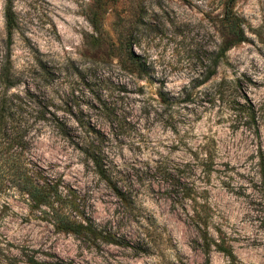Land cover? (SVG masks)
<instances>
[{
  "label": "clouds",
  "instance_id": "1",
  "mask_svg": "<svg viewBox=\"0 0 264 264\" xmlns=\"http://www.w3.org/2000/svg\"><path fill=\"white\" fill-rule=\"evenodd\" d=\"M32 2L29 0V3ZM191 2L192 9L185 7L180 13L192 21V31L184 41L187 47L181 44V38L176 37L171 28L169 37L172 42L147 35L141 37L133 32L136 38L132 41L131 51L137 55L147 75H140V69L123 58L121 64L127 71L122 69L121 64L109 62L100 69L97 65L84 62L81 74L95 96L78 83L79 77L75 74L70 79L65 75L63 79L52 82L49 88L33 60V54L27 49L23 58L12 56L11 71L16 77H22L17 88L23 92L27 85L41 104L25 98V111H17L14 118L7 121V134L0 130V264H28L29 257L43 264L49 259L42 254L45 252H59V264H140L130 259L133 255L130 248L113 247L104 239H89L61 225L65 218L83 223L82 214L91 220L97 232H111L133 242L139 239L149 241L150 238L154 243L166 242L169 233L161 225L166 223L167 216L154 219L158 213L146 201L150 196V186H163L156 169L149 168L148 164L156 159L161 165L170 164L176 158L170 148L166 150L171 144H178L181 152L187 153L188 149H192L198 153V159H192L196 173L192 177L195 198L198 199L204 187L208 186L200 181L210 175L212 187L217 192H224L221 181L233 187L244 184L247 192L252 193L250 199H261L246 180H240L237 176V172L244 171L259 181L258 169L251 170L257 161H249L241 169L243 158L234 155L233 151L226 152L225 147L232 149V144H239L241 139L239 133H228L229 125H237L239 132L244 133L243 140L248 151L254 152L257 147H264V119H260L264 113V0L235 2L232 11L239 21L238 28L254 43V46L253 43L237 45L241 53L238 56L227 52L219 54L218 32L204 19L205 14H211L210 18L222 16L226 0ZM50 4L53 11L64 7L59 0H50ZM35 7L37 10L32 13L31 19L36 21V27L29 25V28L32 32L42 29V35L48 31V26L40 23L43 5L36 4ZM152 7L155 8V5ZM165 7H170L168 0H165ZM197 8L201 10L199 13ZM216 28H219V24H216ZM14 41L15 50L20 43L18 35L14 36ZM194 46L200 48L199 59L188 54ZM4 49L5 42L0 38V67L5 61ZM217 57L218 64L214 62ZM229 63L231 68L227 66ZM210 68H216L217 74L205 82ZM89 69L95 71L90 72ZM60 70L64 71L63 67ZM201 84L203 87L199 86ZM141 86L144 94L138 100L131 93L120 91L121 88L139 91ZM158 91L173 101H183L190 95L193 102L161 104ZM4 93L5 86L0 83V95ZM96 97L110 112L104 108L93 111L87 106L89 103L95 105ZM49 99L54 102L51 115L43 112V107H50ZM65 104L73 109L77 119L78 114L83 112L84 119L93 129L107 130L104 142L101 143L87 132L86 127L77 124L66 110L57 111L64 109ZM252 113L257 117L255 124L251 123ZM56 119L64 124L71 140L62 133ZM217 120L222 122V136H217L215 131H207L208 128H215ZM122 122L125 124L123 128ZM257 128L259 141L253 136ZM93 146L97 149L95 154ZM246 155L247 152L244 153ZM97 156L103 161V173L97 164ZM225 162L229 165L235 162L236 171L225 169ZM209 163L215 169L211 174L206 173L203 167ZM41 177H44L47 185L41 182ZM29 179L41 187L52 186L50 198L40 204L39 211L31 213L29 209L35 201L28 199L27 193L31 190L27 183ZM113 187L126 196L129 204L115 197ZM154 198L160 200L162 210L167 213V208L163 206L168 198L165 196L161 199L159 194ZM185 203L191 204L190 201ZM203 203H211L212 209L201 213L208 218L206 229L191 215V209L184 214L177 205L176 215L184 216L188 225L186 231L191 232L198 224L201 231L207 232L209 240L216 238L217 226L226 232L227 238L240 234L239 229L243 227L241 220L222 211V201L213 199ZM240 203L244 205L246 201ZM74 205L79 206L78 210ZM245 210L251 212L250 208ZM257 216L259 220L255 219ZM25 218L29 223L23 222ZM244 223L256 226L254 239H259L262 247L258 250L264 252V236L259 229V224L264 223V204ZM38 224L39 228L36 227ZM145 233L148 235L145 236ZM196 238L199 239V233ZM69 240L71 243H68ZM176 250L181 251L182 245ZM215 254L216 248L211 245L209 258ZM169 258L174 256L169 254ZM236 264H240L239 259Z\"/></svg>",
  "mask_w": 264,
  "mask_h": 264
},
{
  "label": "rangeland",
  "instance_id": "2",
  "mask_svg": "<svg viewBox=\"0 0 264 264\" xmlns=\"http://www.w3.org/2000/svg\"><path fill=\"white\" fill-rule=\"evenodd\" d=\"M41 3L43 5L41 8L43 19L40 20V23L48 26V31L44 32L42 35V29H37L36 32H32V29L29 28V25H32L33 28L36 27V21L31 19V16L32 13L37 10L35 5ZM59 3L63 4L64 7L53 11L50 0H33L32 3H29V0H13V9L17 17L18 29L10 38L6 30L5 22L7 0H0V38L5 42V61L2 67H0V74L3 71L10 70L13 77L12 82L14 84L11 93L23 97H27V94H32L36 104H41V100L38 99L37 95L34 94L33 90L27 85L23 92H20L17 88V84L22 81V77H16L11 71L13 66L12 56L17 55L23 58L25 56V49L33 54V60L38 65L42 78L49 88L52 87V82L63 79L65 75L70 79L72 75L75 74V76L79 77L78 83L87 87L89 91L92 92V95L95 96V92L92 90L91 86L85 82L84 76L81 74L84 62L97 65L100 69L105 68L109 62L118 64V55H113L112 52L108 51V48L117 49L120 45V41L125 37L129 39L128 43L132 47V41L136 38L133 32L141 37L147 35L172 42L169 37V28H171L174 30L175 36L181 38V44L187 47L184 41L192 31L191 18L180 15L185 7L189 10L192 9L193 5L191 0H168L170 7H165V0H59ZM153 4L155 8L152 7ZM45 7L47 10H45ZM26 8L31 9V11H26ZM196 11L199 13L201 10L197 8ZM49 13H51V15ZM210 15L211 14H205L204 19H207L209 23L213 25L214 30L217 31L216 24H218L222 16L217 15L210 18ZM97 17L102 18L103 37L100 38L102 39V46H99V33L96 32L92 23ZM26 33L31 34L26 35ZM16 35L19 36L20 43L14 50L13 44L16 43V41H14V36ZM196 35L199 36V33ZM192 43L193 45L196 44L195 39H193ZM244 43L253 42L247 38ZM218 44L219 46L221 44V37L219 34ZM156 46L159 47V45ZM227 53L237 56L241 55L237 46L228 50ZM188 54L193 58L199 59V46L192 47ZM205 58H207L206 54ZM24 63H27V61H24ZM227 66L231 68L232 65L229 63ZM62 67L64 71L60 70ZM88 71L93 72L95 70L89 69ZM149 83H151V80H149ZM199 86L203 87V84ZM120 91L131 93L137 100L144 94L143 86H141L139 91H133L129 88H121ZM157 95L160 99L159 91ZM40 96L42 97L43 93H41ZM73 96H75V90L73 91ZM165 98L168 100L166 104L177 102L188 104L193 102L190 95L186 96L183 101L169 100L167 96H165ZM96 101L97 103L95 105L89 103L87 106L93 111H99L100 108H104L106 112H110L108 107L100 102L99 97H96ZM206 102L212 103V101ZM48 104L50 107H43V105H41V107H43L44 113L51 115V107L54 106V102L49 99ZM64 110L67 111L69 116L76 120L77 124L81 127H86L87 132L94 136V132L92 131L93 128L84 119L83 112L78 114L79 119H77V114L74 113L73 109L67 104L64 105V109H57L58 112H63ZM206 111L207 109H205V112ZM200 119H202V117ZM57 120L59 119H56V124H58ZM209 122H211L210 117ZM221 124L222 122L217 120L215 128H208L207 131H215L217 136H222L224 129L221 127ZM124 126L125 124L122 122L121 127L123 128ZM97 131L102 132L105 136L107 135V130L103 128ZM173 131H175V129H173ZM227 131L232 135L239 133L241 137L239 144H232V149H228L227 146L225 147L226 152L233 151L234 155L238 154L243 158L244 163L240 165L241 169H243L244 165L249 161H256L254 156L255 151H248L243 140L244 133L239 132V127L237 125H229ZM63 134L65 135V133ZM65 136L71 140L70 136ZM205 138H207L206 135ZM213 143H215V140H213ZM76 147L79 148V145H76ZM167 148H170L171 151L176 154V158L173 159L170 164L165 165H161L158 159L152 160L151 163L148 164V167L156 168L160 166L167 171L177 169L176 174L179 173L182 182L191 188L192 196L194 197L195 188L193 187L192 177L196 176V173L193 170L192 159H198V153L192 149H188L187 153L181 152L178 144H171L166 147V150ZM245 152H247L246 156H244ZM188 157L191 158L189 159ZM121 159H123V157H121ZM224 168L236 171V163L234 162L229 165L225 162ZM213 170L215 171V169ZM251 170L256 171L255 165L252 166ZM156 175H159V173H156ZM237 176H239L240 180H246L247 184L252 186L254 179L249 176L248 173L240 171L237 172ZM232 179L235 180V177ZM169 180H162L163 186H150V196L148 201H146V204L158 213V216L154 217V219H164L165 216H167L166 223L162 224L161 227H164L165 232L169 233L168 240L166 242L161 241L160 243H154L150 238L149 241L139 239L133 242L131 239H124L108 232L113 238H116V242H118V244H112L113 247L132 249L133 255L130 259H135L139 261L140 264H189V262H191V264H236L237 259H239L240 264H264V252L258 250L262 246L259 239H254L257 235L256 226L253 223H244L248 220V217L252 215V212L245 210V208L251 209V202L247 196L249 192H247L246 188H243L246 185L241 184L238 187H233L227 182L221 181L224 192L220 193L215 191L212 187L210 175L205 176L204 180L200 181L201 184L206 182L208 185L204 187L202 194L199 195L198 199L200 202L205 200L211 202L213 199L222 201L224 204L222 211L230 213L233 217L239 218L243 225V227L239 229L240 234L230 238H227L226 232L217 226V228L222 230L223 236L227 238L233 247L235 257L230 258L220 252H216L210 259V262H208L196 243V230L193 228L191 232L186 231L188 225L185 224L184 216L176 215L177 205H179V211L182 213L188 214L189 209H191L192 214V208H190V206L194 204L190 199L184 200L181 197H175L174 193L169 189ZM113 193L117 199L122 200L125 204H129L127 198V201L121 199V196H126L115 187H113ZM157 194L161 196V199L165 196L168 198L166 204L163 206L167 208V213L162 210L160 200L154 198ZM237 197L238 199H236ZM188 201H190L191 204L185 203ZM240 201H246V204L241 205ZM208 204L210 210H212L211 203ZM6 207L8 206L6 205ZM78 207L77 205V208ZM32 211L35 210L30 208L29 212L31 213ZM81 217L89 220L87 217H83L82 214ZM23 222L29 223L27 218H25ZM36 227L39 228L40 225L38 224ZM259 229L261 230V235L264 236V230L261 228L260 224ZM147 235L148 233H145V236ZM217 236L216 232V237ZM173 241H176V243H173ZM68 243H71V241L69 240ZM181 245L182 250L177 251V247ZM10 247L14 246L10 245ZM42 254L49 257L43 264H53V262L59 264V260L57 259V257L60 256L59 252L54 254L45 252ZM169 254L174 256V258L170 259ZM225 257H227V259H225ZM62 258L61 256L60 259ZM28 264H39V262L29 257Z\"/></svg>",
  "mask_w": 264,
  "mask_h": 264
},
{
  "label": "trees",
  "instance_id": "3",
  "mask_svg": "<svg viewBox=\"0 0 264 264\" xmlns=\"http://www.w3.org/2000/svg\"><path fill=\"white\" fill-rule=\"evenodd\" d=\"M235 2L236 0H226L223 15L218 22L219 28H216L218 34L221 37V44L219 46L220 55H223L224 53L228 52V50H230L231 48L241 43H244L247 39L244 36L243 31L238 28L239 21L236 19L232 11L233 7L235 6ZM5 22H6V30L8 36L11 38L18 29L17 17L13 9V0H7V4L5 8ZM92 23L96 32L99 33V38H98L99 46H102L101 43L102 39H100L103 37L102 18L97 17L95 18V20H93ZM128 42L129 39L125 37L123 38V40L120 41V45L117 47V49L108 48V51L112 52L113 55L114 54L118 55L119 57L118 64H121V58H123V60L126 61L128 64L136 68H139L140 75H147V73L144 71L143 67L141 66V63L137 55L132 53L131 46L129 45ZM214 62L218 64V57L215 59ZM121 67L124 71L128 70L127 68L123 67V64H121ZM216 74H217V69L210 68L207 79L205 81L210 80ZM12 78L13 77L10 73V70L3 71L0 74V83H2L5 86V93L3 95H0V130H4L5 134H7L6 133L7 121L13 119L17 111L21 113L25 111L23 107L26 102L25 98H27V100L35 102L34 98L32 97V94H27V97H23L21 95H15L11 93V89L14 87ZM159 97L161 104L168 103V100L165 98V96L159 93ZM246 99L249 98L246 97ZM249 104H251L250 99H249ZM260 119H264V113L261 114ZM256 121H257V117L255 113H252L251 123L255 124ZM57 123H58L57 126L63 131V133H65V135H67V129H65L64 124L60 120H57ZM244 126L247 127V124H245ZM92 131L94 132V137H96L97 139L100 140L101 143H103L105 135L102 134V132L97 131L95 129H92ZM258 132L259 129L257 128L256 132L253 133V135L256 136L257 141H259ZM96 151H97L96 147L93 146V153L95 154ZM254 156L257 161L255 167L256 170L258 169V175L260 177V180L259 181L253 180L251 188L253 189L254 192L258 193L261 199H257V200L250 199L252 193L247 194L251 202L252 213H256L260 211L261 204H264V147H257ZM96 160L98 166L101 169V173H103V161L101 157L97 156ZM203 167L206 173L211 174L214 171L213 170L214 165L211 163L206 164ZM155 169H156V173H159L162 180L170 179L169 189L172 191V193H174L175 197L176 196L181 197L184 200L190 199L191 202H193L194 205L190 206V208H192L191 215L196 217V219H198L206 229L208 227V218L207 216L201 215V213H207L211 211L209 204L200 202L199 199L192 196L191 188H189L187 184L182 182L179 173L176 174L177 169H174L172 171L170 170L167 171L160 166H157ZM41 182L47 185V181L44 179V177H41ZM27 183L31 188V190L27 193L28 199L35 201V203L32 206V209H34L35 211H39L40 204L50 198L52 193V186L41 187L40 184H35L31 179H29ZM243 188H246V186H244ZM121 199L127 201L126 197L121 196ZM74 206L77 208V205ZM197 207H199V211H197ZM82 219L84 221L83 223H77L75 221H69L67 220V218H65L61 227L67 230L79 232L82 236H86V238L89 239L100 238V239H104L106 242H109L111 244H116V243L118 244V242H116L117 241L116 238H113V236L110 233L97 232L96 229L93 227L91 221L85 218ZM255 219L259 220L260 217L257 216ZM260 225L261 228L264 230V223H260ZM194 229L196 230V234L199 233V239L196 238V243L200 248V250L202 251L203 255L206 257L208 262H210L209 252L211 245L215 246L216 252H220L230 258L235 257L233 247L231 246L227 238L223 236V232L220 228L217 227L215 228V231L217 232L218 236L212 240H209L206 231H201L198 224L195 225Z\"/></svg>",
  "mask_w": 264,
  "mask_h": 264
}]
</instances>
